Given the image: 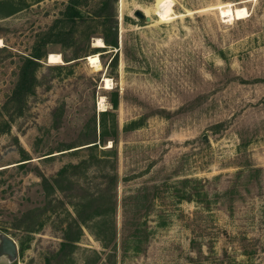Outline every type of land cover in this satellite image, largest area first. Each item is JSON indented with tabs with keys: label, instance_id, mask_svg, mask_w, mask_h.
<instances>
[{
	"label": "rangeland",
	"instance_id": "374dc122",
	"mask_svg": "<svg viewBox=\"0 0 264 264\" xmlns=\"http://www.w3.org/2000/svg\"><path fill=\"white\" fill-rule=\"evenodd\" d=\"M160 1L0 0V264H264V0Z\"/></svg>",
	"mask_w": 264,
	"mask_h": 264
},
{
	"label": "trees",
	"instance_id": "16d2710c",
	"mask_svg": "<svg viewBox=\"0 0 264 264\" xmlns=\"http://www.w3.org/2000/svg\"><path fill=\"white\" fill-rule=\"evenodd\" d=\"M76 1L77 0H72L71 5L67 6L66 10L63 13L64 14V18L78 17L80 19H83V18H81V15L78 12V10H76L74 8L75 5H73V4H76L77 3ZM104 41L108 45L116 46V43L114 41H109V40H107L106 37H104ZM34 57L38 58L37 54H35ZM114 57H115V55H114ZM114 57H113V59H114ZM34 64H36V62L32 58H26L25 59L23 65H22V68L20 70L19 80H18L17 85H16V87H15V89L13 91L14 95H16V94L23 95L24 93H27V91H29L30 83L27 80H31L32 79V73L34 71V68H33ZM112 103H113V107H116V101L113 100ZM103 112H105V111H103ZM130 126H132V125H130ZM94 146H96V143H94V144H92L90 146H86V147H94ZM63 171H64V169H62L60 171V173H62ZM83 205H84L83 202H80V203H76L75 206H74L75 207V212H76L77 217H78V220L82 224H84L85 218L82 217L79 214V210L81 209V207ZM113 210H114V206L112 204V212H113ZM98 215H100V212L98 213ZM100 216L102 217V214ZM79 222L74 219V223L78 227V233H76L75 236L66 235L65 236V240L62 242V245H66V244L72 245L73 241L77 240V238L79 237V235L81 233V228H80V223ZM114 236H115V232H114V227L112 225L111 229H110V236L105 237V236L98 235L97 239L102 243L103 247H107L113 241Z\"/></svg>",
	"mask_w": 264,
	"mask_h": 264
},
{
	"label": "bare ground",
	"instance_id": "6f19581e",
	"mask_svg": "<svg viewBox=\"0 0 264 264\" xmlns=\"http://www.w3.org/2000/svg\"><path fill=\"white\" fill-rule=\"evenodd\" d=\"M171 3H172L171 0H162V1H160V4L158 7L163 12H166L169 9V7L171 6ZM218 10H219V14L222 15L224 20L240 19V18H243L244 16H246V14H247V10L245 7L233 6V4H231V3L225 4V5H220L218 7ZM94 40H95L94 41L95 47L105 45L104 42L102 41V39L99 37H96ZM2 45H3V42L0 39V46H2ZM47 60L49 63H62L63 62V58H62L61 54L57 53V52H49L47 54ZM87 60L91 66H94L96 69L100 68V59H99L98 53L88 55ZM110 84H111V80L108 77H105L104 78V88H109ZM99 107L101 109L103 107H105L103 96H101L99 98Z\"/></svg>",
	"mask_w": 264,
	"mask_h": 264
},
{
	"label": "water",
	"instance_id": "95a60500",
	"mask_svg": "<svg viewBox=\"0 0 264 264\" xmlns=\"http://www.w3.org/2000/svg\"><path fill=\"white\" fill-rule=\"evenodd\" d=\"M139 16H142L141 13H139ZM2 248L9 252L10 254H15L16 246L14 241L11 238H4L2 241Z\"/></svg>",
	"mask_w": 264,
	"mask_h": 264
}]
</instances>
